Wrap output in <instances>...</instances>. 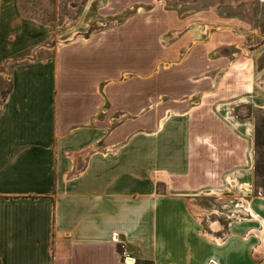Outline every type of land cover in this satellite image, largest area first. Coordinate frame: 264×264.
<instances>
[{
  "label": "crops",
  "instance_id": "0c3cea01",
  "mask_svg": "<svg viewBox=\"0 0 264 264\" xmlns=\"http://www.w3.org/2000/svg\"><path fill=\"white\" fill-rule=\"evenodd\" d=\"M210 21L161 12L155 69L144 29L53 51L0 0V264H264V196L227 192L264 87Z\"/></svg>",
  "mask_w": 264,
  "mask_h": 264
},
{
  "label": "rangeland",
  "instance_id": "374dc122",
  "mask_svg": "<svg viewBox=\"0 0 264 264\" xmlns=\"http://www.w3.org/2000/svg\"><path fill=\"white\" fill-rule=\"evenodd\" d=\"M22 12L38 19V25L47 29L43 41L52 50L59 45L73 41H85L91 36L125 30L148 31L144 36V49L148 43V58L144 62L155 69L165 63L158 60L159 46L154 35L157 33L156 19L160 13L204 16L211 20L213 30L233 41L237 52L251 53L255 63L258 89L264 87V0H18ZM199 19V18H198ZM201 19V18H200ZM153 23L154 25H150ZM175 35L166 33L165 44L173 42ZM123 40V39H121ZM139 38H133L132 42ZM44 44V43H43ZM228 44V43H227ZM136 44L134 43L133 46ZM139 46V44H137ZM132 46V45H131ZM38 49L39 44H38ZM139 50V48H138ZM48 51V50H47ZM136 52V49L133 48ZM44 55V50L34 54V58ZM146 55H144L145 57ZM139 61L133 60V64ZM240 114H250L255 127L254 164L250 181L229 182L228 193H245L264 196V107H242ZM256 126L258 138L256 140ZM247 213V211H246ZM249 215H245L247 218Z\"/></svg>",
  "mask_w": 264,
  "mask_h": 264
},
{
  "label": "trees",
  "instance_id": "16d2710c",
  "mask_svg": "<svg viewBox=\"0 0 264 264\" xmlns=\"http://www.w3.org/2000/svg\"><path fill=\"white\" fill-rule=\"evenodd\" d=\"M258 138V126H256V140Z\"/></svg>",
  "mask_w": 264,
  "mask_h": 264
},
{
  "label": "built area",
  "instance_id": "2783aa9c",
  "mask_svg": "<svg viewBox=\"0 0 264 264\" xmlns=\"http://www.w3.org/2000/svg\"><path fill=\"white\" fill-rule=\"evenodd\" d=\"M263 228V227H262ZM127 260V259H126ZM215 264V263H214Z\"/></svg>",
  "mask_w": 264,
  "mask_h": 264
}]
</instances>
